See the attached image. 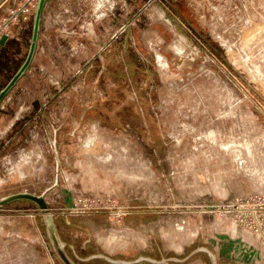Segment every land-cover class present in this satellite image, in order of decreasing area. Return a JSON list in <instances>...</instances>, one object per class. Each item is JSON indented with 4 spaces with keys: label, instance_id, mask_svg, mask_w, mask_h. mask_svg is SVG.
<instances>
[{
    "label": "rangeland",
    "instance_id": "374dc122",
    "mask_svg": "<svg viewBox=\"0 0 264 264\" xmlns=\"http://www.w3.org/2000/svg\"><path fill=\"white\" fill-rule=\"evenodd\" d=\"M25 3L0 9V91ZM57 7L0 105V199L44 195L76 264H264V0ZM43 217L0 208V264H63Z\"/></svg>",
    "mask_w": 264,
    "mask_h": 264
},
{
    "label": "water",
    "instance_id": "95a60500",
    "mask_svg": "<svg viewBox=\"0 0 264 264\" xmlns=\"http://www.w3.org/2000/svg\"><path fill=\"white\" fill-rule=\"evenodd\" d=\"M5 0H0V5ZM48 0H38L36 5V10L34 14V24H33V34H32V40L29 48L28 55L22 64V66L19 68V70L15 73V75L10 79V81L7 83V85L0 91V105L3 102V100L6 98L8 93L15 87L17 82L24 76L28 68L30 67L31 63L33 62L37 47H38V41L40 36V31L42 27V20H43V12L45 5ZM7 39V35H4L1 38V42L3 43L4 40ZM18 200H29L34 203H36L40 209H42L44 217L43 220L46 225L47 233L50 238V241L52 243V246L60 258V260L63 262V264H76V262L73 260V258L69 255L67 248H66V242L63 240L60 231L58 229V225L56 223V220L53 216V214L49 211L48 202L46 201V198L44 195H38L31 192H19L15 193L9 196H6L2 199H0V208H2L4 205L18 201ZM217 264V263H215Z\"/></svg>",
    "mask_w": 264,
    "mask_h": 264
},
{
    "label": "crops",
    "instance_id": "0c3cea01",
    "mask_svg": "<svg viewBox=\"0 0 264 264\" xmlns=\"http://www.w3.org/2000/svg\"><path fill=\"white\" fill-rule=\"evenodd\" d=\"M10 2L11 3H18V2H21L22 0H5L1 5H0V9L2 7V5L4 6V4H6L7 2ZM60 6L61 9L64 10V0H48L46 5H45V8H44V12H43V20L42 22H46V24H48L50 22V26H52L53 24V21H54V17L55 16H58V8L57 6ZM49 9H51V11H49ZM3 23V22H2ZM10 24V23H9ZM5 25V22L2 24V26H0V28H2L3 26ZM9 26V25H8ZM8 26H5V29H3L1 32H0V48H5V45L6 43L9 42L10 40V33H6V28H8ZM4 35H7V39L4 40V42L2 43L1 42V38L4 36Z\"/></svg>",
    "mask_w": 264,
    "mask_h": 264
},
{
    "label": "built area",
    "instance_id": "2783aa9c",
    "mask_svg": "<svg viewBox=\"0 0 264 264\" xmlns=\"http://www.w3.org/2000/svg\"><path fill=\"white\" fill-rule=\"evenodd\" d=\"M37 2L38 0H27V3L22 5L20 8L12 10L10 19L18 18L20 14H23V18L26 21H29L32 18V16H34L35 14ZM8 25H9V22H6L5 26H8ZM3 29H5V27H2V30ZM2 30L0 29V32Z\"/></svg>",
    "mask_w": 264,
    "mask_h": 264
},
{
    "label": "bare ground",
    "instance_id": "6f19581e",
    "mask_svg": "<svg viewBox=\"0 0 264 264\" xmlns=\"http://www.w3.org/2000/svg\"><path fill=\"white\" fill-rule=\"evenodd\" d=\"M3 3V2H2ZM263 256V255H262ZM263 259V258H262ZM194 264H202V263H200V262H197V263H194Z\"/></svg>",
    "mask_w": 264,
    "mask_h": 264
}]
</instances>
